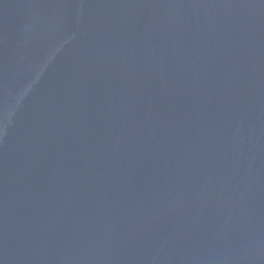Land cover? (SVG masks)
<instances>
[{"label": "water", "instance_id": "1", "mask_svg": "<svg viewBox=\"0 0 264 264\" xmlns=\"http://www.w3.org/2000/svg\"><path fill=\"white\" fill-rule=\"evenodd\" d=\"M0 264H264V0H0Z\"/></svg>", "mask_w": 264, "mask_h": 264}]
</instances>
